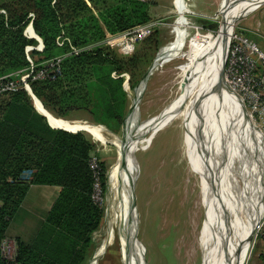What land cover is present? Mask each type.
<instances>
[{
    "label": "trees",
    "instance_id": "obj_1",
    "mask_svg": "<svg viewBox=\"0 0 264 264\" xmlns=\"http://www.w3.org/2000/svg\"><path fill=\"white\" fill-rule=\"evenodd\" d=\"M151 4L136 0H0L4 11L0 12V76L29 67L24 48L35 41L27 39L23 30L27 16L33 13L32 26L43 43L42 52L32 53L37 56L36 65L69 50L67 44L56 45L57 36L68 38L74 46H92L64 56L56 79L31 81L33 95L53 118L83 111L91 123L121 133L130 109L121 74H127L130 90L137 86L158 50L159 29L154 26L129 55L116 53L103 41L106 32L115 34L152 21ZM196 22L204 30L217 27L205 18L197 17ZM95 152V143L85 132L50 127L25 90L0 94V245L10 237L9 224L32 185L60 188L35 237H11L16 253L11 260L0 249V264H86L94 243L92 233L104 215L103 206L91 197L94 177L88 162ZM97 160L104 196L107 167ZM25 171H31L28 179L22 178ZM258 240L264 242V232L256 243ZM259 258V264H264V247Z\"/></svg>",
    "mask_w": 264,
    "mask_h": 264
},
{
    "label": "rangeland",
    "instance_id": "obj_2",
    "mask_svg": "<svg viewBox=\"0 0 264 264\" xmlns=\"http://www.w3.org/2000/svg\"><path fill=\"white\" fill-rule=\"evenodd\" d=\"M223 2L224 0H185L186 9L182 13L177 11L174 0L152 2L149 12L150 19L157 23L159 29L158 50L166 53L153 64L144 81L132 90L126 87L130 105L132 100V108L123 122L121 133L111 132L103 126L91 123L90 117L83 111L73 112L68 117L83 122L80 125L72 124L75 128L90 125L89 127L100 129V135L106 139L103 142L95 135L83 131L95 143L96 152L93 155L104 161L107 167L106 193L101 198L99 196V200H95L103 206L104 215L98 228L92 233L94 243L86 264H205L220 253V248L221 251L225 248L227 238H216L212 242L217 243L219 250L217 254L208 256L211 252H206L201 240L202 223L208 208H212L214 204L212 196L219 192L226 199L228 194L220 187V184L224 185V176L220 171L226 169L220 164L223 158L220 151L222 148H213L209 153V160L205 157L207 164H220L215 173H212L206 169L207 164L198 155L201 151L200 144L193 147L192 131L195 130L196 134L198 130V125L191 122V110L197 102L196 100L194 104L195 91L188 94L184 99L185 105L172 119L156 127L141 128L148 118L157 115L180 93L182 72L198 40V33H217L222 19L218 10ZM179 15L186 19L187 25L184 27L180 45L176 47L171 29ZM197 17L212 20L217 24L216 29H202L196 22ZM244 29L264 47V2L237 18L232 30L242 32ZM110 46L116 53L127 55L125 49L116 42ZM229 90L232 91L230 88ZM30 98L33 100L31 96ZM38 110L43 113L39 107ZM49 116L52 117L50 114ZM68 126L72 127L71 124ZM132 135L141 137L137 146L130 151L133 154L129 166L134 206L127 228L136 238V242H131L130 239L127 245L124 243L123 232L116 224L113 223L114 233L107 237L106 234L109 216L113 215L110 209V176L119 158L118 146H126ZM257 138L259 139L258 136ZM112 139L114 143L110 142ZM258 141L263 147L264 138ZM206 180H214L212 184L217 182L219 187L204 185ZM36 187L40 186H32L11 220L7 229L8 235H25L29 240L35 237L41 225L40 217H43V214H39L43 210L41 202L45 198L35 192ZM205 194L209 200L205 199ZM126 210V205H122V211ZM214 211L216 213L215 207ZM128 232L125 234L129 236ZM251 235L243 264L249 263L256 243L254 233ZM100 242L104 243L95 258L96 247ZM210 244L211 242L209 246Z\"/></svg>",
    "mask_w": 264,
    "mask_h": 264
},
{
    "label": "bare ground",
    "instance_id": "obj_3",
    "mask_svg": "<svg viewBox=\"0 0 264 264\" xmlns=\"http://www.w3.org/2000/svg\"><path fill=\"white\" fill-rule=\"evenodd\" d=\"M263 2L264 0H224L218 10L222 19L217 33H198V40L182 72L180 93L170 100L157 115L148 118L141 125V128L156 127L169 121L185 105L184 99L188 94L195 91L194 104L196 100L197 102L191 110V122L198 125V130L196 134H194L195 130L192 131L193 147L200 144L201 151L198 155L201 161L204 159L205 163L207 162L205 157L209 160L211 157L209 153L213 148H222L220 151L223 158L220 164H223L226 169L220 171L224 176V182L221 181L224 185L220 184V187L228 195L226 199L219 192L214 197L212 196L214 204L212 208L211 206L208 208L202 223L201 240L206 252H211L208 256L217 254L219 250L217 243L212 242L214 239L225 236L227 241L224 244L225 248L222 251L220 248V253L215 255L212 261H206L205 264H243L249 249L251 234L264 213L263 147L259 144L258 135L249 122L240 98L229 90L223 76L227 43L235 21L239 16L252 11ZM174 5L179 13L186 9L185 0H174ZM186 25V19L179 15L171 29L176 47L180 45ZM165 53L159 51L153 64ZM34 102L39 107L38 103ZM41 111L47 117L49 116L47 111L42 109ZM48 119L54 127L69 130L82 127L83 130L106 142V139L100 135V129L86 125L77 128L69 127L68 124L50 116ZM140 137L132 135L126 146L117 145L119 158L110 176L109 196L113 215L108 219L106 237L114 233V223L123 232L124 243L127 245L130 239L131 242L133 240L136 242L135 237L131 231L128 232L127 228V222L132 215L131 209L134 206L129 163L133 156L130 151L137 146ZM113 140L110 142L114 143ZM220 164L213 163L212 165L211 162L206 165V169L215 173ZM212 181L206 180L204 185L219 187L217 182L212 184ZM205 199L209 200L207 194H205ZM122 205L127 207L124 212ZM125 232H128L129 236ZM103 243L100 242L97 245L95 258L98 257Z\"/></svg>",
    "mask_w": 264,
    "mask_h": 264
},
{
    "label": "built area",
    "instance_id": "obj_4",
    "mask_svg": "<svg viewBox=\"0 0 264 264\" xmlns=\"http://www.w3.org/2000/svg\"><path fill=\"white\" fill-rule=\"evenodd\" d=\"M136 1L151 4L154 0ZM0 12L4 11L0 10ZM27 18L28 23L23 30V35L27 39L35 41V44H28L24 48L25 57L28 61L29 67L23 72H15L13 74L0 76V94L23 89L30 95V92L32 93L29 85L31 81L56 79L60 74L61 63L64 56L77 55L92 47L91 45L74 46L70 44L68 38L57 36L55 39L56 45L62 47L67 44L69 50L64 54L53 56L36 65L34 60L37 56H34L32 53L33 51L42 52L43 43L33 29V13H29ZM156 25V22L149 21L123 32L115 34H109L106 32L105 40L103 42L110 45H114L116 42L117 45L124 48L126 54L129 55L134 52L137 43L147 37ZM111 75L116 77L115 73H112ZM121 76L125 78L124 88L126 89L128 76L125 73L121 74ZM223 76L229 88L240 98L254 131L261 139L264 138V47H261L259 43L243 32L232 30L227 43ZM96 125L102 126L100 124ZM88 164L94 177L91 197L93 201L97 203L95 200H99L102 196L97 157L92 154ZM30 174L31 171H25L22 178L28 179ZM263 217L264 213L253 232L254 239L256 240L264 232ZM0 249L3 257L12 260L17 248L15 241L11 237H5L1 242Z\"/></svg>",
    "mask_w": 264,
    "mask_h": 264
},
{
    "label": "crops",
    "instance_id": "obj_5",
    "mask_svg": "<svg viewBox=\"0 0 264 264\" xmlns=\"http://www.w3.org/2000/svg\"><path fill=\"white\" fill-rule=\"evenodd\" d=\"M245 31H243V32H247V30L246 29H244ZM160 51V49L158 50V52ZM156 61H158V58H157V60ZM153 66V65H152ZM128 94V93H127ZM31 96V95H30ZM33 99V98H32ZM32 106H33V108L39 113V114H41L44 118H45V120H46V122H47V124L50 126V127H52V128H55V127H53L52 126V124L50 125L49 124V122H48V120H47V118L44 116L45 114H43V113H41L39 110H38V107L36 106V104H35V102L32 100ZM43 106V105H42ZM44 108V107H43ZM45 109V108H44ZM45 111H47L46 109H45ZM48 112V111H47ZM48 113H50V112H48ZM51 114V113H50ZM52 115V114H51ZM53 116V115H52ZM69 116H71V114H69ZM68 116V117H69ZM54 118H56L57 120H62V121H64V122H66V123H68V124H76V125H80L81 123L83 124V122L82 121H80V120H73V119H70V118H64V117H55L54 116ZM127 117H125V119H126ZM124 119V120H125ZM103 126V125H102ZM104 127V126H103ZM56 129H59V128H56ZM108 130V129H107ZM81 131H84V130H81ZM258 137H259V135H258ZM259 139L260 140H262L260 137H259ZM263 151H264V142H263ZM262 161H263V163H264V152H263V155H262ZM264 165V164H263ZM32 186H40V187H36L35 188V192H37L38 193V195L41 197V198H43V197H45L43 200H42V202H41V206L43 207V210L41 211L42 213H39V214H43V217H44V214L49 210V208L51 207V205H52V203H53V201H54V199L56 198V196H57V194H58V192H59V190H60V188L59 187H57V186H54V187H56V188H53L52 186H48V185H32ZM32 186L29 188V190H28V192H27V194L29 193V191H30V189L32 188ZM27 194H26V196H27ZM38 208H40V207H38ZM37 208V210H39ZM46 211V212H45ZM29 214V213H28ZM43 217H40V218H42V220H43ZM42 222V221H41ZM11 223V222H10ZM10 225V224H9ZM10 237H15V236H19V235H9ZM22 238L23 239H25V240H28L26 237H25V235L24 236H22ZM263 247H264V242L262 241V240H258L257 241V243L255 244V248L253 249V252H252V254H251V257H250V261H249V263L248 264H259L260 262V258H259V254H260V252L263 250Z\"/></svg>",
    "mask_w": 264,
    "mask_h": 264
},
{
    "label": "water",
    "instance_id": "obj_6",
    "mask_svg": "<svg viewBox=\"0 0 264 264\" xmlns=\"http://www.w3.org/2000/svg\"><path fill=\"white\" fill-rule=\"evenodd\" d=\"M158 53V52H157ZM157 53H156V56H157ZM156 56L154 57V59H153V61L155 60V58H156ZM225 60V59H224ZM153 61H152V63H150V65H149V67L146 69V71H145V73L143 74V76L141 77V79H140V81L137 83V85L141 82V81H144V79H145V77L148 75V73H149V71H150V69H151V66H152V64H153ZM223 68H224V63H223ZM127 82V81H126ZM135 88V87H134ZM30 95H31V97L33 98V100H35L37 103H38V105H39V107L43 110V111H45V109L44 108H42V104H41V102L38 100V98L37 97H35L31 92H30ZM131 108H132V100H131V105H130V109H129V112H128V114H127V116L126 117H128V115L130 114V110H131ZM46 112V111H45ZM46 118H47V120H48V122H49V124L51 123L50 122V120L48 119V117L46 116V115H44ZM51 125V124H50ZM71 126H74V125H72L71 124ZM86 126H89V125H86ZM54 127V126H53ZM55 128H59V127H55ZM59 129H63V130H66V131H69V132H76V131H81V130H83V128L81 127V128H77V129H75V130H69V129H65V128H59ZM253 232H254V230H253ZM252 232V233H253ZM252 236V235H251ZM136 239V238H135ZM249 241H250V239H249ZM90 262V261H89ZM145 262V261H144ZM89 264V263H88ZM146 264V263H145Z\"/></svg>",
    "mask_w": 264,
    "mask_h": 264
}]
</instances>
